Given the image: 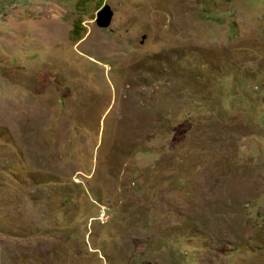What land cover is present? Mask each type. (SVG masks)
I'll use <instances>...</instances> for the list:
<instances>
[{"label":"rangeland","instance_id":"rangeland-1","mask_svg":"<svg viewBox=\"0 0 264 264\" xmlns=\"http://www.w3.org/2000/svg\"><path fill=\"white\" fill-rule=\"evenodd\" d=\"M0 264H264V0H0Z\"/></svg>","mask_w":264,"mask_h":264},{"label":"water","instance_id":"water-1","mask_svg":"<svg viewBox=\"0 0 264 264\" xmlns=\"http://www.w3.org/2000/svg\"><path fill=\"white\" fill-rule=\"evenodd\" d=\"M114 17V11L110 5H104L97 13L96 22L98 26L107 28L111 25Z\"/></svg>","mask_w":264,"mask_h":264},{"label":"clouds","instance_id":"clouds-1","mask_svg":"<svg viewBox=\"0 0 264 264\" xmlns=\"http://www.w3.org/2000/svg\"><path fill=\"white\" fill-rule=\"evenodd\" d=\"M106 210H107V208H103V209H101L100 214H99V215H100V216H99L100 219H102V218H101V213H102L103 211L105 212V216H106V214H107V211H106ZM102 220L107 221V220H108V217L106 216V217H104Z\"/></svg>","mask_w":264,"mask_h":264},{"label":"built area","instance_id":"built-area-1","mask_svg":"<svg viewBox=\"0 0 264 264\" xmlns=\"http://www.w3.org/2000/svg\"><path fill=\"white\" fill-rule=\"evenodd\" d=\"M104 217H106V216H105V212L103 211V212L101 213V218L103 219Z\"/></svg>","mask_w":264,"mask_h":264}]
</instances>
